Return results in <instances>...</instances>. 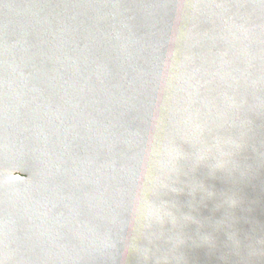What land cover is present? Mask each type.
<instances>
[{"label": "water", "instance_id": "95a60500", "mask_svg": "<svg viewBox=\"0 0 264 264\" xmlns=\"http://www.w3.org/2000/svg\"><path fill=\"white\" fill-rule=\"evenodd\" d=\"M0 264H264V0H0Z\"/></svg>", "mask_w": 264, "mask_h": 264}, {"label": "rangeland", "instance_id": "374dc122", "mask_svg": "<svg viewBox=\"0 0 264 264\" xmlns=\"http://www.w3.org/2000/svg\"><path fill=\"white\" fill-rule=\"evenodd\" d=\"M5 176H12V177H17V178H25V179L30 178L27 175L20 174L17 170L1 167L0 168V178L5 177Z\"/></svg>", "mask_w": 264, "mask_h": 264}]
</instances>
